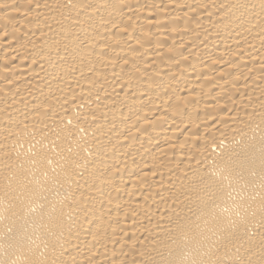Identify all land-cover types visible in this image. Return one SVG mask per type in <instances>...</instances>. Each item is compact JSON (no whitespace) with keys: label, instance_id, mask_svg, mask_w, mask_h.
I'll use <instances>...</instances> for the list:
<instances>
[{"label":"bare ground","instance_id":"bare-ground-1","mask_svg":"<svg viewBox=\"0 0 264 264\" xmlns=\"http://www.w3.org/2000/svg\"><path fill=\"white\" fill-rule=\"evenodd\" d=\"M0 264H264V0H0Z\"/></svg>","mask_w":264,"mask_h":264}]
</instances>
